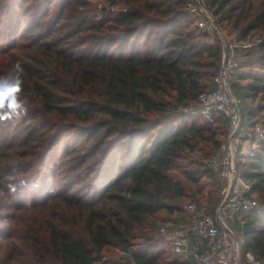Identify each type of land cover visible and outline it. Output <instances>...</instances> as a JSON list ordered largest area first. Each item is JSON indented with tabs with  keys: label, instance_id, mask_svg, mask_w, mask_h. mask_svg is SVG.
<instances>
[{
	"label": "trees",
	"instance_id": "trees-1",
	"mask_svg": "<svg viewBox=\"0 0 264 264\" xmlns=\"http://www.w3.org/2000/svg\"><path fill=\"white\" fill-rule=\"evenodd\" d=\"M109 1L126 7L0 0V76L22 66L27 109L0 121V264H162L166 237L150 231L134 249L137 232L163 210L181 212L190 183L207 174L221 183L208 162L227 121L206 120L198 101L218 86L221 41L198 24L191 0ZM200 1L238 43L264 33V0ZM232 53L239 72L230 86L255 149L236 158L237 174L264 203V138L254 132L264 111V37L227 44ZM201 144L217 152L189 169ZM238 215L241 257L252 251L264 264V211ZM109 246L125 255L105 259ZM178 254L174 264H200Z\"/></svg>",
	"mask_w": 264,
	"mask_h": 264
},
{
	"label": "built area",
	"instance_id": "built-area-1",
	"mask_svg": "<svg viewBox=\"0 0 264 264\" xmlns=\"http://www.w3.org/2000/svg\"><path fill=\"white\" fill-rule=\"evenodd\" d=\"M189 7L192 13L203 17L199 23L201 27L209 32L215 31L216 26L202 5H196L192 0ZM230 47L233 49L232 44ZM238 72V61L233 53L225 58L223 54L217 88L198 95L199 112L206 120L214 122L216 115L221 114L227 121L226 138L221 143L218 154L208 162L221 183L227 185V194L217 205L215 213L210 212L205 204L190 202L186 206L189 214L187 222L173 228H160V232L176 252L191 256L200 264H261V260L252 251H247L241 257V240L228 224V219L237 214L264 211L263 202L247 195L251 186L237 174L235 164L237 157L247 161L255 155L253 132L243 129L241 106L230 86V80ZM254 132L264 138V121L255 124Z\"/></svg>",
	"mask_w": 264,
	"mask_h": 264
},
{
	"label": "rangeland",
	"instance_id": "rangeland-1",
	"mask_svg": "<svg viewBox=\"0 0 264 264\" xmlns=\"http://www.w3.org/2000/svg\"><path fill=\"white\" fill-rule=\"evenodd\" d=\"M193 1H194V3H196V5H202L200 0H193ZM96 3H97V8L99 11H100V9L105 7L109 11L116 12L118 10L125 9V7H126L123 4H118V5L112 4V3H110L109 0H96ZM112 6L114 8H112ZM206 12L209 14V12L207 10H206ZM196 16L198 17V14H196ZM209 16L211 17L210 14H209ZM202 18L203 17L200 15L199 19H198V24L200 23V21H202ZM210 19H212V17ZM212 21H213V19H212ZM214 24H215L217 29H215L211 38L214 39L216 36L218 37V39L222 43L223 54H224L225 49L227 50V44H229V46H230V44H232L233 45L232 48H236V47L241 46V45L243 47H248V46L252 45V43L257 42L259 40V38H261L262 36L264 37V33L257 32L253 36V39L250 42V44H240L235 40L237 37V31L233 28V26L223 27V29L222 28L219 29L215 22H214ZM217 30L220 32V34L217 32ZM242 53H243V51L238 50V53H237L239 55L238 58H240L242 56ZM240 60H241V58H240ZM241 83H243V84L249 83V80L244 79V80H242ZM247 108L257 110V106L255 104H251L250 101H247L246 109ZM258 119H260L259 121H264V111L259 113ZM201 121H203V120H201ZM244 124L247 125V122L245 121ZM243 129H249L250 130V128L245 127L244 125H243ZM220 137L223 138V136H220ZM216 152L211 150V148L209 146L201 144L198 147V149L195 151V153L191 154V156L189 157V163L190 164L187 167L189 169L196 168L197 164L192 163L195 159L196 160L200 159V160L206 162L208 160L207 157L209 155L211 156V155L215 154ZM178 175L179 176L182 175L181 171L178 173ZM182 177H183V175H182ZM221 184L222 183L217 181V178L215 175H210V174L205 175L200 180V182L197 184L196 183H190L188 186L189 187L188 188L189 195L185 198H182L181 200H178V203L183 207V210L181 212H177L174 214H170L167 211L163 210L158 214L156 219L155 218H149L147 228H145L143 230L141 229L137 232L136 244L134 246V249H138L143 245V241L147 237V235L150 231L154 232L156 234L157 231L159 232L160 228L163 226L173 228V227L179 226V225L187 222L188 217H187L186 206L190 202L205 204V205H207V207L210 211L211 210L215 211L217 208V205L222 202V200L224 199V197L226 196L227 191H228L227 185H224L221 188V186H220ZM228 224L231 227L234 234L238 238H240V240H241L243 238L241 215L237 214V215H235L234 218L228 219ZM162 247H163V249L161 251L162 252V259H163L162 264H174L175 259L180 257L178 252L175 251V249L168 243V241ZM103 255H104V258L107 260H116V259H121L125 255V252L118 247L109 246V247H106V249L103 252ZM180 258L183 259L184 257L182 256Z\"/></svg>",
	"mask_w": 264,
	"mask_h": 264
},
{
	"label": "clouds",
	"instance_id": "clouds-1",
	"mask_svg": "<svg viewBox=\"0 0 264 264\" xmlns=\"http://www.w3.org/2000/svg\"><path fill=\"white\" fill-rule=\"evenodd\" d=\"M23 68L17 64L7 75L0 76V121L19 118L26 112V101L21 98L23 90ZM39 184L33 185L38 188ZM15 192V187L11 188ZM31 204L30 200L25 201Z\"/></svg>",
	"mask_w": 264,
	"mask_h": 264
},
{
	"label": "water",
	"instance_id": "water-1",
	"mask_svg": "<svg viewBox=\"0 0 264 264\" xmlns=\"http://www.w3.org/2000/svg\"><path fill=\"white\" fill-rule=\"evenodd\" d=\"M217 32L220 34V32L218 30H217ZM226 55H227V50L225 49V51H224V58L226 57Z\"/></svg>",
	"mask_w": 264,
	"mask_h": 264
}]
</instances>
